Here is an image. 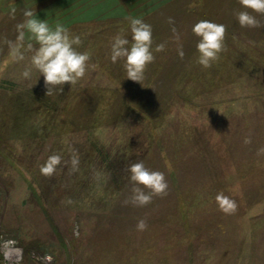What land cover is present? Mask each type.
I'll use <instances>...</instances> for the list:
<instances>
[{
    "label": "rangeland",
    "instance_id": "obj_1",
    "mask_svg": "<svg viewBox=\"0 0 264 264\" xmlns=\"http://www.w3.org/2000/svg\"><path fill=\"white\" fill-rule=\"evenodd\" d=\"M242 10L239 0H0V232L25 248L21 264H264V27L242 28ZM26 11L80 36L95 69L46 96L31 63L39 44L27 30L18 38ZM128 17L152 26L141 83L111 60L117 34L131 41ZM210 19L226 26V50L203 68L192 27ZM53 154L62 163L45 177ZM140 161L165 174L167 194L125 205Z\"/></svg>",
    "mask_w": 264,
    "mask_h": 264
},
{
    "label": "clouds",
    "instance_id": "obj_2",
    "mask_svg": "<svg viewBox=\"0 0 264 264\" xmlns=\"http://www.w3.org/2000/svg\"><path fill=\"white\" fill-rule=\"evenodd\" d=\"M239 4L244 10L236 13V19L242 28L264 27L256 15L252 14L264 15V0H239ZM24 15L26 17L24 22L17 25L18 38L23 40L24 31L27 30L39 44L34 51L31 63L44 78L46 96L52 95L57 88L62 92L66 83L71 86L75 85L86 75L89 68L95 69L96 65L89 63L90 53L77 50L82 44L80 36H72L62 24H57L54 29L51 28L46 20L37 18L32 11H26ZM128 20L131 41L122 34H117L111 44V60L113 63L123 60L127 79L141 83L147 66L155 60L152 49V26L141 18L128 17ZM169 23H174L172 18H169ZM172 31L179 39L174 27ZM192 32L199 38L196 44L199 54L197 63L203 68L212 67V64L219 60L220 54L226 50V26L209 20H200L193 25ZM28 47L32 48V45L29 44ZM165 47L163 43L158 44L155 52H162ZM178 54L183 58L182 48L178 50ZM20 59L23 57L21 56ZM23 76L30 78L31 71L25 70ZM244 143H251L250 137H246ZM258 153L264 154V148L259 149ZM61 163V155H50L41 165L40 172L43 176L50 178L56 173ZM70 163L72 171L78 170L79 157L77 154L74 153L71 156ZM128 171L133 187L132 195L124 202L125 205L131 203L136 207H144L152 202L154 196L167 194L168 183L163 172L149 169L142 161L131 164ZM216 202L219 209L226 215L234 214L237 209L235 201L223 193L217 194ZM147 227L145 219L137 221V231H146Z\"/></svg>",
    "mask_w": 264,
    "mask_h": 264
},
{
    "label": "built area",
    "instance_id": "obj_3",
    "mask_svg": "<svg viewBox=\"0 0 264 264\" xmlns=\"http://www.w3.org/2000/svg\"><path fill=\"white\" fill-rule=\"evenodd\" d=\"M25 248L17 238L0 232V264H21Z\"/></svg>",
    "mask_w": 264,
    "mask_h": 264
},
{
    "label": "trees",
    "instance_id": "obj_4",
    "mask_svg": "<svg viewBox=\"0 0 264 264\" xmlns=\"http://www.w3.org/2000/svg\"><path fill=\"white\" fill-rule=\"evenodd\" d=\"M213 17H216V16H215V14H214V16H213ZM214 20H215V19H213V20H211V19H210V21H212V22H215ZM196 23H197V22H196ZM194 24H195V23H194ZM190 43H193V42H192V41H190ZM196 44H197V42H196ZM196 44H195V45H196ZM194 49H195V47H194ZM117 62H118V61H117ZM117 62H116V63H117ZM117 64H119V63H117ZM135 92H136V90H135ZM119 93H120V92H119ZM118 95H119V94H118ZM124 95H125V94H123V93H120V96L124 97ZM132 95H133V94H131V95H128V97L125 95V97H126L125 99H129V101H131V102H132V101L134 100V98H135V97H134V95H133V97H131ZM110 98H112V97H110ZM125 99H124V100H125ZM96 106H97V104H96V105H94L93 107H96ZM140 106H141V105H140Z\"/></svg>",
    "mask_w": 264,
    "mask_h": 264
}]
</instances>
